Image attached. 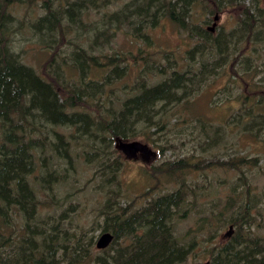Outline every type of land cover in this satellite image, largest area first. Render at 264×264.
Here are the masks:
<instances>
[{
  "label": "trees",
  "instance_id": "obj_1",
  "mask_svg": "<svg viewBox=\"0 0 264 264\" xmlns=\"http://www.w3.org/2000/svg\"><path fill=\"white\" fill-rule=\"evenodd\" d=\"M33 1L0 0V264H83L86 259L92 264H187L197 243L194 239L180 242L174 220L186 217L193 207L199 222L211 225L207 241L227 225L235 228L226 241L211 246L206 259L209 264H264V234L250 230L255 223L250 198L242 211L226 218L218 212L217 218L209 221L208 211L212 217L215 212L198 205L197 187L188 185L185 177L227 167L239 170L244 178L241 167L264 159V147L259 158L213 155L194 161L195 154H182L165 160L152 169L166 178L184 174L176 179L178 186L152 196L139 207H134L133 200L124 205L127 194L112 187L119 184L121 155H115L119 150L111 148L115 138L148 139V130H166L173 119L180 144L194 141L203 151L224 142L230 124L264 142V68L253 57L256 46L264 41V8L258 6V0H248L249 4L246 0H131L115 11L105 8L112 0H42L45 13L32 27L42 42L51 35L57 40L50 46L53 53L41 72L10 52L5 37L4 26L11 19L9 6H31ZM196 6L208 14L220 13L226 7L235 9L234 28L229 33L212 34L190 20ZM90 7L100 17L88 24L93 30L92 43L81 46L79 28L85 25L83 17ZM164 17L196 38L184 57V69L172 64L168 52L164 62L144 57L130 93L114 96L112 87L106 86L120 79L127 66L120 54L105 52L113 33L123 28L150 45L147 30ZM73 29H77V38L70 39L68 33ZM66 44L72 50L60 55V47ZM94 45H98L97 50ZM61 62L68 64V73ZM226 65L230 81L234 84L238 79L243 85L240 92L233 93L229 86L222 93L228 100L232 96L240 100L241 107L225 123L206 122L203 114L190 111L192 97L222 74ZM93 70L96 78L89 76ZM261 71L263 77L249 82L250 73ZM155 75L161 79L150 82ZM63 126L72 128L68 136L55 129ZM82 154L88 162H97L96 176L105 182L102 232L113 234L108 247L99 249L101 254L94 258H89L93 242L86 241L85 234L76 237L72 233L76 237L72 238L63 225L73 218L78 203L57 194L59 185L72 177L71 170L75 171ZM248 190L246 186V193ZM260 221L264 228V217Z\"/></svg>",
  "mask_w": 264,
  "mask_h": 264
},
{
  "label": "rangeland",
  "instance_id": "obj_2",
  "mask_svg": "<svg viewBox=\"0 0 264 264\" xmlns=\"http://www.w3.org/2000/svg\"><path fill=\"white\" fill-rule=\"evenodd\" d=\"M130 1L112 0V3L105 6V8L108 11H115L124 3ZM41 2L42 0H34L31 6L26 4L10 5L8 10L11 13V19L4 26L9 51L19 54L20 60L25 64L31 65L37 72H41L44 63L53 53V47L51 49L50 46H53V41L57 40L51 39L53 37L51 35L46 37V42H42L32 27V23L45 13V10L40 5ZM59 2L63 3L64 0H59ZM249 3L248 0L245 1V4ZM257 4L260 8H264V0H258ZM191 13L190 20L192 22L204 28L214 25L211 33L215 35L218 32L229 33L236 24L237 12L235 9L228 7L222 9L220 13L208 14L201 6H196ZM99 17L100 15L95 10H92L91 7L88 14L84 15L83 21L85 25L79 28L81 36L78 38L81 46L92 43L93 30L88 24ZM147 32L150 35V45H147L142 40L133 38L123 28H120L113 33L110 45L106 46L105 52L120 54L125 58L123 64L127 66L126 72L120 79L111 86H106V88L112 87L113 93L115 92L114 96L124 97L126 96L125 94L130 93V89L136 83L138 70L143 67L144 60L142 58H156L164 62L166 61L164 53L168 52L171 54L172 64H176L177 68L184 69L186 52L196 42V38L190 37L187 32L178 30L167 17L161 18L159 24L148 29ZM76 33L77 29H73L68 33V38H77ZM256 47L257 50L253 57L264 68V41ZM93 49L97 50L98 45H94ZM71 50V46L66 44V47H60L58 53L65 56ZM56 58L59 59L58 57ZM59 61L62 60L59 59ZM61 63L68 73V64ZM225 67L222 74L207 82L192 97L190 111L203 114L206 122L225 123L233 115L236 116L241 107L240 100L234 96L228 100L225 98L226 93H222L227 91L226 87L228 88L229 86L232 88L233 93L240 92L239 86L243 85L238 79L233 84L229 78L228 66L226 65ZM251 74L247 76L250 79L249 82L258 81L263 77V71L256 72L254 75ZM89 76L96 78L97 72L93 70L89 73ZM160 77V75L151 76L149 80L150 82H157L161 79ZM113 98L115 99V97ZM173 122L174 119L166 130H160L155 133L150 132L153 129L145 131L148 139L144 138V136L127 139L128 141L139 140L147 144L153 152L148 160H144L141 154H138L136 158L127 159L119 151L115 153V155H121L119 158L121 164L118 165L117 171L119 184L112 187L114 189L119 188L127 194V200H122L124 205L133 200L134 207H139L145 204L146 200L152 196L177 187L178 182L176 179L184 174L174 177L176 179L166 178L162 174H155L152 167L179 155L195 154V157H192L194 161L197 158L212 157L213 155H217L222 159L236 158L238 155H243L247 158L261 157V149L264 147L263 140L242 133L234 124H230L231 126L225 129L224 142L214 148L209 146L207 151H203L194 141L180 144L176 134V125H173ZM55 129L67 136L72 131V128L65 126L56 127ZM188 130H192V128L188 127ZM193 130L194 135L197 130L196 128ZM171 146L174 147L169 149ZM114 147L115 141L111 143V148L115 149L116 147ZM75 165V171L71 170L72 177L67 182L61 183L57 189V194L61 198L67 196L65 199L67 202L78 203L77 211L73 218L66 220L63 225L69 229V234L72 238L85 234L82 237L86 241L90 239L93 242L89 258H94L101 254L96 247V241L104 225L101 209L106 198V195H104L106 190L105 182L96 176L98 174L96 173L98 167L96 161L88 162L82 154ZM241 169L244 172V178H242L239 170L227 167H215L204 172L186 174L185 177L188 185L195 184L197 187L196 190L199 194L198 205L206 211L212 208L215 212L212 217L208 211L209 221H214L218 212L226 218L236 214L239 209L242 211L241 207H244L246 198H250V214L255 218L254 226L250 230H253L254 234L262 235L264 234V228L259 223L261 222L260 218L264 217V159L262 158L256 165L249 161V164L242 166ZM246 186L249 187L248 193L245 191ZM68 193L71 194L67 195ZM40 194L43 196V193L40 192ZM45 210L53 212L54 208H45ZM198 219L199 215L196 213V207H193L186 217H178L174 220V232L177 239L182 243L194 239L197 243L194 250L195 253L189 254L187 258V264L208 259L211 246L226 241L235 231V228L231 225V234L225 236L230 227L227 225L220 230L212 241H207L206 237L210 234L211 225L209 227V224L204 221L199 222ZM90 261L86 259L83 264H92Z\"/></svg>",
  "mask_w": 264,
  "mask_h": 264
},
{
  "label": "water",
  "instance_id": "obj_3",
  "mask_svg": "<svg viewBox=\"0 0 264 264\" xmlns=\"http://www.w3.org/2000/svg\"><path fill=\"white\" fill-rule=\"evenodd\" d=\"M213 26L209 27L211 31L213 30ZM114 141H115L116 149H118L127 159L136 158L138 154H141L144 160H148L149 156L153 153L149 149L147 144L139 140L128 141V140H122L120 138H115ZM230 234H231V226L229 227V230L225 233V236H229ZM112 239H113V234L111 232L106 231L101 233L96 241L97 249H104L108 247ZM209 263H210L209 260H205V261L194 262L191 264H209Z\"/></svg>",
  "mask_w": 264,
  "mask_h": 264
},
{
  "label": "flooded vegetation",
  "instance_id": "obj_4",
  "mask_svg": "<svg viewBox=\"0 0 264 264\" xmlns=\"http://www.w3.org/2000/svg\"><path fill=\"white\" fill-rule=\"evenodd\" d=\"M209 29V28H208ZM103 233V232H102Z\"/></svg>",
  "mask_w": 264,
  "mask_h": 264
}]
</instances>
